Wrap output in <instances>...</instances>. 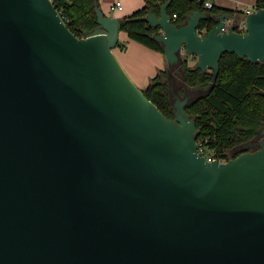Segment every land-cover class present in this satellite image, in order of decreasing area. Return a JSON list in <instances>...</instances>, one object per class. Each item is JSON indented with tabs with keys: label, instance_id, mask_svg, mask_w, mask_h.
Masks as SVG:
<instances>
[{
	"label": "water",
	"instance_id": "obj_1",
	"mask_svg": "<svg viewBox=\"0 0 264 264\" xmlns=\"http://www.w3.org/2000/svg\"><path fill=\"white\" fill-rule=\"evenodd\" d=\"M150 13L170 66L214 72L225 54L264 63V9L200 35ZM74 34L53 0H0V264H264V127L226 162L198 153L199 130L168 118L114 49L121 21Z\"/></svg>",
	"mask_w": 264,
	"mask_h": 264
},
{
	"label": "trees",
	"instance_id": "obj_2",
	"mask_svg": "<svg viewBox=\"0 0 264 264\" xmlns=\"http://www.w3.org/2000/svg\"><path fill=\"white\" fill-rule=\"evenodd\" d=\"M168 0H144V5L123 17L121 29L128 38L145 47L164 54L163 44L156 41L160 29L147 21L150 13L160 15L161 6ZM69 29L79 37L82 31L98 28L95 2L98 0H53ZM99 3V2H98ZM258 5L262 1L258 0ZM199 11L209 15L202 21V29L210 31L216 26L220 14L239 16L237 11L217 7L205 8V0H173L168 13L176 25H183L188 16ZM177 15V18H174ZM183 79L184 85L201 94L186 105L187 115L196 121L199 140H206L212 151L226 159L229 152L245 146L258 137L264 127V63L253 64L235 54H225L220 61V73L214 83V72L203 73L181 59L176 65L160 70L143 89L168 118H175L176 110L170 94L171 73Z\"/></svg>",
	"mask_w": 264,
	"mask_h": 264
},
{
	"label": "crops",
	"instance_id": "obj_3",
	"mask_svg": "<svg viewBox=\"0 0 264 264\" xmlns=\"http://www.w3.org/2000/svg\"><path fill=\"white\" fill-rule=\"evenodd\" d=\"M257 1L258 0H215L214 3L217 7L240 13L239 16H233V22L228 23V26H231L234 21L242 17L246 7L254 6ZM98 2L100 8L106 15L119 20L130 15L144 5V0H98ZM117 3L121 4L122 9L112 11L111 7ZM114 53L127 74L141 89L147 87L150 80L156 76L158 71L171 67L166 60L165 54L151 50L142 44L130 40L128 35L123 31L120 33L119 43L114 49Z\"/></svg>",
	"mask_w": 264,
	"mask_h": 264
},
{
	"label": "built area",
	"instance_id": "obj_4",
	"mask_svg": "<svg viewBox=\"0 0 264 264\" xmlns=\"http://www.w3.org/2000/svg\"><path fill=\"white\" fill-rule=\"evenodd\" d=\"M215 0H205V8L206 9H212L215 6L214 3ZM262 1V5L259 6L258 5V1L254 6H250V7H246L243 11V15L241 18H239L238 20L234 21L233 25L235 29L238 32H245L246 31V18L247 15L256 12L259 9H264V0ZM121 10L122 6L120 3H117L116 5H113L111 7L112 11L115 10ZM174 18H177V15H174ZM200 35L205 34V30L201 29L200 30ZM197 144H198V153L200 156H203L207 159V161L209 162H226L227 160L222 158L221 156H219L218 154H216L214 151H212V149L209 148V146L207 145V141L206 140H197ZM229 155V153L227 154Z\"/></svg>",
	"mask_w": 264,
	"mask_h": 264
},
{
	"label": "rangeland",
	"instance_id": "obj_5",
	"mask_svg": "<svg viewBox=\"0 0 264 264\" xmlns=\"http://www.w3.org/2000/svg\"><path fill=\"white\" fill-rule=\"evenodd\" d=\"M185 57L189 58V65L190 66H195L197 64L198 58L195 59V58H190V56L183 55V59H185ZM170 81H171L170 82V94H171V99H172L173 105L177 101L183 102L186 99H188L189 101H192L193 99L197 98L201 94V91H199V90H191V89L187 88L184 85V82H183V79L181 78V76L176 74L175 72L171 73V80ZM261 139H262V136L260 135L257 138H255L253 141H251L249 144H247V145H249L248 149L251 148L252 143H254L256 141L260 142ZM246 147L247 146L245 145V146L237 148L234 151L229 152L230 159L241 154L242 152L246 151L245 150Z\"/></svg>",
	"mask_w": 264,
	"mask_h": 264
},
{
	"label": "flooded vegetation",
	"instance_id": "obj_6",
	"mask_svg": "<svg viewBox=\"0 0 264 264\" xmlns=\"http://www.w3.org/2000/svg\"><path fill=\"white\" fill-rule=\"evenodd\" d=\"M258 136H260V135H258ZM246 146H247V147L245 148L246 151H254V150H256V149L259 147V142L256 141V142L252 143L250 149H248V148H249V147H248L249 145H246ZM247 149H248V150H247Z\"/></svg>",
	"mask_w": 264,
	"mask_h": 264
}]
</instances>
